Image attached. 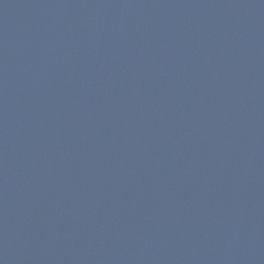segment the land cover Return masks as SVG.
<instances>
[{
    "label": "water",
    "instance_id": "obj_1",
    "mask_svg": "<svg viewBox=\"0 0 264 264\" xmlns=\"http://www.w3.org/2000/svg\"><path fill=\"white\" fill-rule=\"evenodd\" d=\"M0 264H264V0H0Z\"/></svg>",
    "mask_w": 264,
    "mask_h": 264
}]
</instances>
